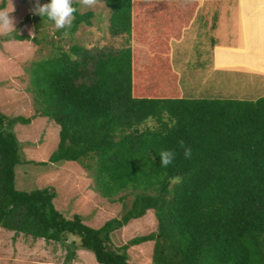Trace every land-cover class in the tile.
<instances>
[{"label":"trees","instance_id":"16d2710c","mask_svg":"<svg viewBox=\"0 0 264 264\" xmlns=\"http://www.w3.org/2000/svg\"><path fill=\"white\" fill-rule=\"evenodd\" d=\"M101 1L110 33L124 35L126 46H57L32 62L28 90L35 113L58 126L48 161L78 162L101 196L121 203V213L93 228L56 210L51 190H17L12 126L30 119L0 113V228L56 242L70 234L99 264H129L126 249L151 240L153 264H264V96H181L170 44L204 0ZM74 15L58 34L90 24L89 10ZM11 37L29 39L13 32L4 39ZM164 150L176 153L166 168ZM149 209L155 231L114 247L109 233Z\"/></svg>","mask_w":264,"mask_h":264},{"label":"rangeland","instance_id":"374dc122","mask_svg":"<svg viewBox=\"0 0 264 264\" xmlns=\"http://www.w3.org/2000/svg\"><path fill=\"white\" fill-rule=\"evenodd\" d=\"M78 1V0H77ZM50 0H12L16 35L29 39H4L0 35V113L8 117H28V123L12 126L18 143V159L14 165V187L28 191L46 188L53 192L52 203L64 217L78 215L82 222L99 227L112 217H119L121 203L101 196L93 186L88 171L76 161H48L57 143L58 126L51 119L35 113V103L28 90L29 70L32 62L71 43H77L91 51L118 50L126 46L125 36L113 35L108 29V10L101 0L93 7L77 3L78 12L92 13L90 24H79L75 31L59 34L47 17L35 15L32 9ZM217 4V12L227 1L204 0L198 7L190 25L181 39L171 42L170 62L178 73L181 96L186 98L253 100L264 96V76L239 68H213L211 46L238 39V32L230 28L228 38L212 33L214 22L211 8ZM10 8V0L4 7ZM224 10V9H223ZM222 10V11H223ZM221 11V12H222ZM65 32L67 34H65ZM35 39V40H34ZM130 44V42H129ZM42 161V162H40ZM119 193L118 195H120ZM115 195L114 197H117ZM131 197L124 200L127 204ZM155 217L151 209L142 216L131 219L119 229L109 233L114 247L134 236L155 231ZM76 237L68 234L64 242L45 241L40 238L13 233L0 228V264H99L91 251L76 247ZM153 241H145L126 249L129 264H153Z\"/></svg>","mask_w":264,"mask_h":264},{"label":"crops","instance_id":"0c3cea01","mask_svg":"<svg viewBox=\"0 0 264 264\" xmlns=\"http://www.w3.org/2000/svg\"><path fill=\"white\" fill-rule=\"evenodd\" d=\"M224 1L228 4L223 5L220 12H217V4L211 8L214 16L212 33L228 38L230 28L234 27L238 32V39L233 43L225 40L222 44H213L211 66L218 69L239 68L264 76V0Z\"/></svg>","mask_w":264,"mask_h":264},{"label":"clouds","instance_id":"9594fccd","mask_svg":"<svg viewBox=\"0 0 264 264\" xmlns=\"http://www.w3.org/2000/svg\"><path fill=\"white\" fill-rule=\"evenodd\" d=\"M78 3L84 7H93L97 4V0H78ZM12 0H10V8L0 10V35H9L16 31L15 20L10 13L14 12ZM35 15L47 17L54 23L57 30L70 29L75 19L77 9L73 7V0H50L47 4H39L32 9ZM65 34H67L65 32ZM180 147L184 148V157L191 158V148L185 147L184 141L180 140ZM176 153L170 150H164L159 153L160 165L168 167L174 161ZM179 176L174 178L175 183H179Z\"/></svg>","mask_w":264,"mask_h":264}]
</instances>
